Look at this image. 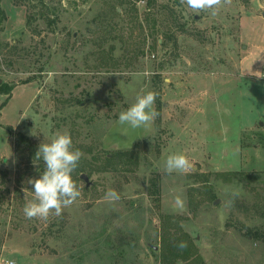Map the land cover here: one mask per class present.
Here are the masks:
<instances>
[{"label":"rangeland","instance_id":"rangeland-1","mask_svg":"<svg viewBox=\"0 0 264 264\" xmlns=\"http://www.w3.org/2000/svg\"><path fill=\"white\" fill-rule=\"evenodd\" d=\"M0 5V264H163L166 217L204 264H264V0L216 17L179 0ZM146 91L154 122L120 125ZM64 131L84 154L81 196L28 219L38 147ZM177 152L194 166L166 174Z\"/></svg>","mask_w":264,"mask_h":264},{"label":"clouds","instance_id":"clouds-1","mask_svg":"<svg viewBox=\"0 0 264 264\" xmlns=\"http://www.w3.org/2000/svg\"><path fill=\"white\" fill-rule=\"evenodd\" d=\"M231 2L232 0H179V4L186 6L193 14L208 12L212 17H216L220 10ZM157 95L155 91L138 94L135 102L119 113L118 123L128 125L132 129L149 127L159 115L154 107ZM83 155L80 149L73 147L68 131L57 132L49 143L39 145L36 158L44 162V171L39 178L29 180L33 186L34 198L23 208L26 218L46 219L51 214L60 216L65 208L71 207L78 200L81 191L73 180L72 173L77 169ZM193 166L185 154L177 152L166 157L163 171L166 174L184 173L190 171ZM119 199L120 195L115 189H109L104 196V200L108 202ZM175 203L183 207L181 197H175ZM186 246L185 242L178 245L181 249ZM7 264L14 262L7 261Z\"/></svg>","mask_w":264,"mask_h":264},{"label":"trees","instance_id":"trees-1","mask_svg":"<svg viewBox=\"0 0 264 264\" xmlns=\"http://www.w3.org/2000/svg\"><path fill=\"white\" fill-rule=\"evenodd\" d=\"M7 13L0 5V26L6 21ZM11 90V89H10ZM7 91V92H10ZM120 153H126L121 151ZM109 160L112 158L108 157ZM231 173V174H236ZM154 193L158 194L157 188H154ZM172 218L166 217L162 223V238L164 243L161 261L163 264H204L203 258L197 251L194 241L189 235L184 232L179 224H172ZM180 242H185L186 247L181 249L178 247Z\"/></svg>","mask_w":264,"mask_h":264},{"label":"water","instance_id":"water-1","mask_svg":"<svg viewBox=\"0 0 264 264\" xmlns=\"http://www.w3.org/2000/svg\"><path fill=\"white\" fill-rule=\"evenodd\" d=\"M81 176L87 181V186H89L91 184V181L89 180L88 175L83 173Z\"/></svg>","mask_w":264,"mask_h":264},{"label":"built area","instance_id":"built-area-1","mask_svg":"<svg viewBox=\"0 0 264 264\" xmlns=\"http://www.w3.org/2000/svg\"><path fill=\"white\" fill-rule=\"evenodd\" d=\"M263 77H264V68H263ZM14 262V261H13Z\"/></svg>","mask_w":264,"mask_h":264}]
</instances>
